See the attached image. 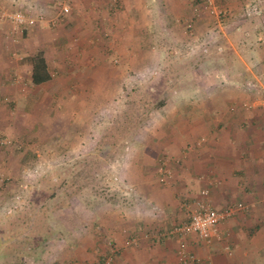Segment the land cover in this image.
I'll use <instances>...</instances> for the list:
<instances>
[{"label":"rangeland","instance_id":"374dc122","mask_svg":"<svg viewBox=\"0 0 264 264\" xmlns=\"http://www.w3.org/2000/svg\"><path fill=\"white\" fill-rule=\"evenodd\" d=\"M131 3L142 10L139 16H133ZM63 5L69 8L67 13H60ZM0 7V21L8 24L7 38L14 46L11 58L16 68L28 57L22 48L25 42L37 47L38 42L47 41L45 36L40 40L35 37L43 25L53 35L49 45L59 41L66 54L70 50L78 56L91 49L89 55H101L106 60L104 65L118 77L113 83L116 95L94 102L95 110L88 112L96 120L90 121V126L67 127L58 120L39 128L33 124L37 118L29 121L28 112L19 116L18 106L0 112V264H115L119 248L113 239L105 237L106 228H116L124 215L122 203H130L134 194L132 186L123 187L118 173L119 154L130 156L136 138L169 136L170 126L177 129L174 133L179 132L183 103L188 97L198 100L196 91L188 93L198 86L211 87L213 94L216 86L227 89L234 98L239 96L229 106L231 112L239 106L264 110V73L258 68L259 62H264V0H51L46 5L0 0ZM19 12L34 19V23L15 26L10 15ZM74 24L82 27L67 31ZM32 33L33 37L29 36ZM49 65L53 76L58 77L59 60L54 54L49 55ZM15 81H26L19 70ZM136 89L141 95L149 93L147 98L154 93L150 101L164 100L165 105L153 110L131 132L122 150L114 151L115 159L98 171L96 184L108 189L104 194L95 193L90 186L70 196L71 188L64 190L62 184L78 162L94 156L105 129L127 109ZM100 98L92 96L93 100ZM9 101L3 98L0 103L3 106ZM172 162L166 155L156 161L162 185L174 180ZM162 165L172 170L167 181L162 180L159 171ZM112 195L113 199L107 198ZM132 210L127 213L130 215ZM185 217L168 229L178 240L177 257L182 243L188 250L193 235L171 233L188 221L189 214ZM90 229L98 242H105V249L97 245L94 250H85L82 242L87 239L80 233ZM229 238L223 240L227 251L232 247ZM207 244L211 243H205V248ZM78 247L88 254L74 255L75 260L68 261ZM205 262L212 264L210 260Z\"/></svg>","mask_w":264,"mask_h":264},{"label":"crops","instance_id":"0c3cea01","mask_svg":"<svg viewBox=\"0 0 264 264\" xmlns=\"http://www.w3.org/2000/svg\"><path fill=\"white\" fill-rule=\"evenodd\" d=\"M27 1L33 5H46L51 0ZM131 8L133 16L142 12L133 3ZM76 26L67 27V31L74 32L82 27ZM7 33L8 24L0 21V102L3 98L10 99L6 106L0 103V112L15 105L19 108V116L28 112L29 121L37 118L32 122L39 128L52 126L58 120L62 126L82 128L90 126V121H96L95 115L88 113L95 110L94 102L116 95L117 88L113 83L118 77L104 65L106 60L101 55L95 58L89 55L90 47L82 56L70 50L66 54L67 50H61L59 41L49 45L53 35L48 27L41 25L35 37L40 40L45 36L47 41L38 42L37 47L26 42L23 47L20 44L28 57L16 68L11 58L14 46ZM40 52L44 53L50 77L35 83L33 59ZM52 54L59 60L61 73L56 78L49 65V55ZM259 63L258 68L264 73V62ZM18 70L25 75L27 82L15 81ZM210 88L198 86L188 92L196 91L198 100L188 97L183 103L185 112L179 132L174 133L177 129L169 125L171 135L145 140L136 138L130 156L119 154L118 173L122 176L123 187L132 186L134 194L130 203H122L124 215L119 218L116 228L107 227L104 235L113 239L119 248L115 264H179L176 255L178 240L168 233V229L177 221L186 220L192 201L205 187L210 188L215 209L237 203H243L247 208L222 225L229 234L231 251H227L224 241H214L205 248V243L193 234L188 252L201 258L199 264H205L206 260L212 264H264V126L261 127L264 110L258 106L246 110L235 104L239 107L231 112L229 106L235 100L236 103L239 96L234 98L227 89L216 86L213 94ZM96 95H101L100 100L92 99ZM240 97L244 99L243 95ZM189 112H197V115ZM164 155L173 159L171 165L175 175L169 185L158 181L156 161ZM139 207L143 209L139 211ZM130 208L133 210L129 215ZM90 231L80 233L87 239L82 242V246L86 245L85 250H94L97 245L105 249V242H98L96 234ZM77 234L76 238H79ZM85 250L75 248L66 258L72 261L74 255H87Z\"/></svg>","mask_w":264,"mask_h":264},{"label":"trees","instance_id":"16d2710c","mask_svg":"<svg viewBox=\"0 0 264 264\" xmlns=\"http://www.w3.org/2000/svg\"><path fill=\"white\" fill-rule=\"evenodd\" d=\"M33 61V81L35 83H39L49 79L50 74L48 72V66L44 58V53H38ZM138 91L139 90L137 89L134 90V93L131 94L129 98L130 100L127 102V109H125L120 116L114 118L111 124L105 129L104 134L96 144V148L93 150L94 156L88 157L82 162H78L76 169H74V172L71 174V177L65 180L62 184L64 190H66L67 187L71 188L72 193L70 196H72V194H77L90 186L95 193L104 194V191L108 189L101 186L97 187L99 182L97 179V174L99 173L98 171H100L107 161L115 159L114 151L116 149L117 151L115 152L122 150L124 143L131 135V132L141 125L142 122L149 117L153 110L165 105L164 100H160L158 102L150 101V96L154 95V93L147 98L149 93L141 95ZM114 196H107V198L113 199Z\"/></svg>","mask_w":264,"mask_h":264},{"label":"built area","instance_id":"2783aa9c","mask_svg":"<svg viewBox=\"0 0 264 264\" xmlns=\"http://www.w3.org/2000/svg\"><path fill=\"white\" fill-rule=\"evenodd\" d=\"M60 9V13H67L69 11L67 5L61 6ZM219 13H222V11H219ZM10 17L15 21V26L17 27H26L34 23V19L28 18L20 12L10 15ZM159 171L162 174L163 181H167L172 177V170L166 165H162ZM246 208L245 204L237 203L220 210L215 209L211 203L210 188L205 187L192 201L188 221L172 230L171 233H178L182 237L195 234L205 243L223 241L229 237V234L222 229L223 223L235 216L240 210H245ZM178 260L179 264H191L200 261L199 258L188 252L185 243H182L179 248Z\"/></svg>","mask_w":264,"mask_h":264}]
</instances>
